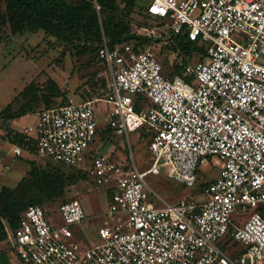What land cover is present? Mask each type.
Listing matches in <instances>:
<instances>
[{
	"label": "built area",
	"instance_id": "2783aa9c",
	"mask_svg": "<svg viewBox=\"0 0 264 264\" xmlns=\"http://www.w3.org/2000/svg\"><path fill=\"white\" fill-rule=\"evenodd\" d=\"M147 9L169 34L198 41L204 56L181 58V72L169 75L151 47L125 39L111 47L102 34L105 117L126 139L128 158L87 157L99 123L96 99L42 107L21 130L38 154L85 168L89 184L107 189L100 241L75 238L73 227L86 217L77 197L57 205L59 225L44 206L30 204L16 229L5 228L20 264H264L257 210L264 202V0H149ZM139 128L152 154L144 171L128 141ZM22 151L11 144L13 156ZM212 156L222 163L203 199L167 202L144 179L162 174L193 186ZM234 211L249 216L238 221Z\"/></svg>",
	"mask_w": 264,
	"mask_h": 264
},
{
	"label": "rangeland",
	"instance_id": "374dc122",
	"mask_svg": "<svg viewBox=\"0 0 264 264\" xmlns=\"http://www.w3.org/2000/svg\"><path fill=\"white\" fill-rule=\"evenodd\" d=\"M139 1L129 16L128 33L145 35V27H152V40L148 44L155 50L165 55L163 60V71L167 74L172 71V62L178 63L181 54H177L165 44L168 30L163 26L162 19L157 16H149ZM159 38L160 40H155ZM70 43L61 42L54 37L45 36L42 32L23 31L11 33L7 24L2 25L0 30V110L9 102L11 109L16 111L26 110V115L20 116L12 122V128L22 129L26 125H33L36 113L46 106V101L53 104L58 102L80 101L85 99H96L98 110V121L100 125L106 123L105 108L103 102L105 86L102 79L106 76V67L97 59L95 51L80 52ZM189 61L200 60L199 54L195 53ZM264 56L260 61H263ZM106 79V78H105ZM32 83L33 91L28 90L22 95L24 87ZM57 83L61 93L50 95V87ZM17 96V97H16ZM16 97V98H14ZM15 99V100H14ZM0 120V187H14L30 168L29 161L32 160L38 166L49 168L55 163L47 160L44 155L23 150L21 155L13 156L7 139L3 138V127ZM105 140H92L88 150L98 149L103 153L112 154L118 159L125 158L123 142L127 145L124 137L118 134L105 132ZM128 141L132 148L133 157L140 171L146 170L152 162V154L147 147V140L139 128L128 134ZM102 148L99 149L100 144ZM128 146V145H127ZM221 160L212 156L210 162L200 166L198 179L195 186H186L162 174L148 173L144 179L161 198L170 203L179 199L200 200L204 198V192L200 185L214 179L219 174ZM66 173L67 171L64 170ZM69 173V172H68ZM106 188L89 184L87 179H80L75 183L67 184L64 188V197H77L85 211V219L73 227L74 236L85 245L96 244L100 241L98 228L106 219L107 209ZM60 201L43 202L50 214V221L59 225L62 222L61 214L57 205ZM58 203V204H57ZM249 216V211H234L232 217L243 221ZM9 246L5 247L7 250ZM7 264H18L14 258Z\"/></svg>",
	"mask_w": 264,
	"mask_h": 264
},
{
	"label": "trees",
	"instance_id": "16d2710c",
	"mask_svg": "<svg viewBox=\"0 0 264 264\" xmlns=\"http://www.w3.org/2000/svg\"><path fill=\"white\" fill-rule=\"evenodd\" d=\"M139 1L143 2L141 6L147 15L153 17L147 9L149 0H0V30L2 25L7 24L11 33L14 34L23 31H40L45 36L54 37L61 42L74 45L75 48H80L81 53L95 51L97 59L106 67L105 62L98 57V48L102 43V34H104L111 47L118 46L119 42L124 39L135 46L151 47L157 58L163 63L165 55L160 49L155 50L153 46L148 45L152 40L151 36L128 33L129 16ZM155 40L158 41L160 39L156 38ZM165 40L166 46L177 54H181L184 62L190 60L189 58L195 53L199 54L200 59L204 56L203 46L198 41L189 40L185 34L170 33ZM171 64L172 71L167 74L172 75L181 72V67L178 63L172 62ZM105 78L102 79V84L105 86L103 98L108 92L109 77L107 67ZM33 89L34 86L30 82L21 91V94L24 95L28 90L33 91ZM60 93L61 88L57 83H54L50 87V95L55 96ZM63 103L53 104V102L47 100L45 107ZM11 104L12 102L7 103L0 110V120H2L1 125L4 131L2 133L3 138L10 143L19 145L22 150L38 154L33 137L24 134L21 130L10 127L12 120L26 115V110L24 109L12 110ZM96 114L98 116L97 108ZM105 132L115 133L124 137L107 120L104 125L98 123L93 140H105L103 137ZM143 135L148 143V135L146 133H143ZM121 144L124 151H126L124 153L125 158L118 159L115 154L113 155L110 152L109 158L111 160H126L128 158V146L123 140ZM102 145L103 143L100 144L99 149L102 148ZM97 154H103V152L98 149L90 150L87 157L90 158L91 155ZM46 159L55 164L49 168H44L30 160V168L27 175L14 187L6 185L0 187V264H7L13 258L20 264L11 249H5V247L9 246L5 228L9 230L16 229L28 205L40 204L44 206L43 202L50 203L55 201H60L58 202L60 204L72 198L64 197V188L67 184L75 183L80 179H89L85 168L67 166L49 158ZM212 180L201 184V190L203 191ZM257 210L264 216V202L259 204Z\"/></svg>",
	"mask_w": 264,
	"mask_h": 264
},
{
	"label": "crops",
	"instance_id": "0c3cea01",
	"mask_svg": "<svg viewBox=\"0 0 264 264\" xmlns=\"http://www.w3.org/2000/svg\"><path fill=\"white\" fill-rule=\"evenodd\" d=\"M13 121H14V120H12V121L10 122V126H12V127H14V126L12 125V122H13ZM16 129H18V128H16ZM22 129H23V128H22ZM22 129L19 128L18 130H22ZM8 144H9V147H10V149H11V144H12V143L8 142ZM11 153H12V152H11ZM73 231H74V230H73Z\"/></svg>",
	"mask_w": 264,
	"mask_h": 264
}]
</instances>
